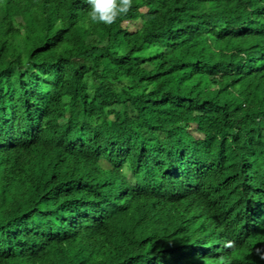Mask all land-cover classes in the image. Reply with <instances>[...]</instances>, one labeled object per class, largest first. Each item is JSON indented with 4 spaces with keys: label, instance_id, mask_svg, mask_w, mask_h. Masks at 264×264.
I'll list each match as a JSON object with an SVG mask.
<instances>
[{
    "label": "trees",
    "instance_id": "16d2710c",
    "mask_svg": "<svg viewBox=\"0 0 264 264\" xmlns=\"http://www.w3.org/2000/svg\"><path fill=\"white\" fill-rule=\"evenodd\" d=\"M88 10L0 0V264H264V0Z\"/></svg>",
    "mask_w": 264,
    "mask_h": 264
},
{
    "label": "clouds",
    "instance_id": "9594fccd",
    "mask_svg": "<svg viewBox=\"0 0 264 264\" xmlns=\"http://www.w3.org/2000/svg\"><path fill=\"white\" fill-rule=\"evenodd\" d=\"M89 4L88 17L97 23L111 24L121 16H126L132 7V0H87ZM105 8L110 10V19L104 15ZM227 248L235 246L234 241H228L224 245Z\"/></svg>",
    "mask_w": 264,
    "mask_h": 264
},
{
    "label": "rangeland",
    "instance_id": "374dc122",
    "mask_svg": "<svg viewBox=\"0 0 264 264\" xmlns=\"http://www.w3.org/2000/svg\"><path fill=\"white\" fill-rule=\"evenodd\" d=\"M135 27V26H134Z\"/></svg>",
    "mask_w": 264,
    "mask_h": 264
}]
</instances>
